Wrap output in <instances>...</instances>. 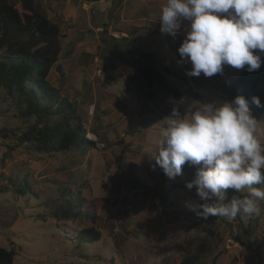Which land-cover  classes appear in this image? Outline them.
Listing matches in <instances>:
<instances>
[{
  "label": "rangeland",
  "instance_id": "obj_1",
  "mask_svg": "<svg viewBox=\"0 0 264 264\" xmlns=\"http://www.w3.org/2000/svg\"><path fill=\"white\" fill-rule=\"evenodd\" d=\"M37 1L61 32L48 80L75 104L84 137L95 144L37 150L20 138L33 120L0 89V246L15 250L13 264H180L187 255L205 264H264V210L257 204L264 203V186L253 188L246 177L256 165L264 169V122L233 124L226 95L256 31L243 18L244 0ZM236 22L244 37L227 47L224 79L206 77L210 68L193 52ZM133 40L168 68L161 67L166 86L142 115L127 85ZM191 145L214 150L230 171L181 186L183 173L172 163L184 162ZM58 188L83 198L70 219L60 212ZM226 188L250 194V213L198 221L188 214L200 195L226 211ZM248 222L250 236L242 231ZM91 227L100 232L97 241L78 236Z\"/></svg>",
  "mask_w": 264,
  "mask_h": 264
},
{
  "label": "trees",
  "instance_id": "obj_2",
  "mask_svg": "<svg viewBox=\"0 0 264 264\" xmlns=\"http://www.w3.org/2000/svg\"><path fill=\"white\" fill-rule=\"evenodd\" d=\"M244 2L243 18L255 26L256 31L244 68L226 87V95L234 104L231 122L237 125L245 120L264 122V0ZM242 26V22L226 24L199 41L200 51L193 52V60L204 65V69L221 65L229 57V43L243 41ZM60 38L59 25L41 10L37 0H0V89L6 99L17 106L20 116L33 120L21 133V140L43 152H59L73 147L83 149L95 144L84 137L86 131L75 104L48 80L52 68L58 66L62 50ZM128 54L131 71L127 85L136 96L139 114L142 115L150 111V102L167 81L156 51L143 49L138 40H133ZM162 68L168 71L166 66ZM183 134L182 131V140ZM260 153L264 156V151ZM172 167L183 173L181 186L188 187L206 173L230 171L231 164L214 150L191 145L186 148L185 161H173ZM246 177L253 188L264 186V169L260 166L246 171ZM58 190L65 201L61 206L62 215L67 219L77 215L83 198L76 195L71 199L64 189ZM224 196L230 202L226 211L220 209L211 196L200 195L196 199L198 207L188 214L196 217V221L218 220L224 215L239 220L250 213L251 206L255 204L250 194L232 188H226ZM257 204L264 210L263 202ZM90 219L94 221V216L91 215ZM247 224L242 231L250 236L252 225L250 222ZM78 236L84 241L94 242L100 238V232L92 227L81 228ZM235 239L241 241L239 236ZM15 254L13 248L0 246V264H13ZM180 264L205 263L198 261L195 255H187Z\"/></svg>",
  "mask_w": 264,
  "mask_h": 264
},
{
  "label": "built area",
  "instance_id": "obj_3",
  "mask_svg": "<svg viewBox=\"0 0 264 264\" xmlns=\"http://www.w3.org/2000/svg\"><path fill=\"white\" fill-rule=\"evenodd\" d=\"M188 1L191 4H198L199 3V0H188ZM204 75L206 77H214L216 80L221 81L225 77V71L222 69V65H218V66L214 67L213 69L206 70L204 72ZM228 240H230V239H228Z\"/></svg>",
  "mask_w": 264,
  "mask_h": 264
}]
</instances>
